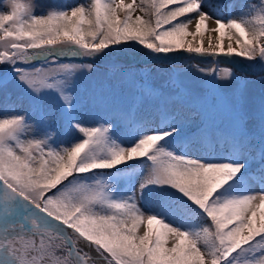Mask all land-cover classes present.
I'll list each match as a JSON object with an SVG mask.
<instances>
[{
  "label": "snow or ice",
  "instance_id": "1",
  "mask_svg": "<svg viewBox=\"0 0 264 264\" xmlns=\"http://www.w3.org/2000/svg\"><path fill=\"white\" fill-rule=\"evenodd\" d=\"M126 48L153 63L101 71ZM237 65L264 76V0H0V264H264Z\"/></svg>",
  "mask_w": 264,
  "mask_h": 264
},
{
  "label": "rangeland",
  "instance_id": "2",
  "mask_svg": "<svg viewBox=\"0 0 264 264\" xmlns=\"http://www.w3.org/2000/svg\"><path fill=\"white\" fill-rule=\"evenodd\" d=\"M38 2L43 5L56 4V0H38ZM3 9L4 11H7L6 6L3 7ZM37 11H39V9ZM122 50L128 51V53L132 52L131 56L128 57L127 55L115 53L112 56L105 58L104 60L97 61L96 63L100 67L101 71H103L104 66L110 63L111 61H119L125 64H140L142 62H152L148 57H145L144 55L134 56L133 55L134 50L128 48ZM134 54H136L135 51ZM183 61H187V60H183ZM236 68L247 70L246 68L240 65H237ZM256 72L259 71L257 70ZM237 76L239 77L238 74ZM246 78L248 83L246 85L245 95L247 97L249 107L252 109H258L261 100L264 99V76L260 75L258 78H255L254 76H248ZM194 149H199V148L191 147L188 150L193 151ZM148 196L149 199H151V194H148Z\"/></svg>",
  "mask_w": 264,
  "mask_h": 264
},
{
  "label": "trees",
  "instance_id": "3",
  "mask_svg": "<svg viewBox=\"0 0 264 264\" xmlns=\"http://www.w3.org/2000/svg\"><path fill=\"white\" fill-rule=\"evenodd\" d=\"M72 2H73V0H62V1H58L56 4H61V3H72ZM223 2H224V3H231V2L240 3V2H242V0H223ZM245 2H247V0H245ZM251 2H252V3L259 4L260 0H251ZM2 10H4V9H2ZM225 11H226V13H227V10H225ZM236 11H239V9H235V10H234V13H235ZM128 49L134 50V51L136 52V54H134V51H133V55H134V56H141V55H142L141 52H140L138 49H135V48H128ZM130 54H131V53H130ZM129 56H130V55H129ZM145 63H147V64H152L153 61H152V62H142V63H140V64H145ZM155 63H160V61H155ZM164 63L166 64V63H168V62H164ZM175 63H176L177 66L183 67L185 64L188 63V61H185V62H184V61H182V62H175ZM62 139L67 140V139H69V137H68V136H64V137H62ZM179 147L182 148V149L186 148L187 150H188L189 148H191V147H195V148L197 147V148H199L200 151H208V150H209V149L207 148V146H203V145H194V144H192V143H187V144H185V143H183V142L180 143Z\"/></svg>",
  "mask_w": 264,
  "mask_h": 264
}]
</instances>
